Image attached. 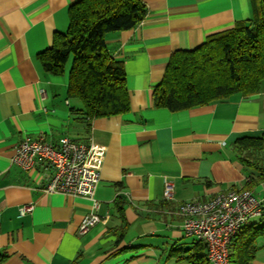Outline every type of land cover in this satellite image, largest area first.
Masks as SVG:
<instances>
[{
  "label": "crops",
  "instance_id": "1",
  "mask_svg": "<svg viewBox=\"0 0 264 264\" xmlns=\"http://www.w3.org/2000/svg\"><path fill=\"white\" fill-rule=\"evenodd\" d=\"M78 0H0V253L2 264H190L206 246L185 236L180 206L245 188L249 172L233 143L264 133V83L259 94L173 113L156 108L153 92L177 51L251 18L250 0H143L148 15L134 30L107 36L124 63L128 113L84 120L68 97V75L47 73L39 55L69 25ZM43 92V94H41ZM68 136L106 147L95 198L105 219L80 234L92 201L38 190L13 163L26 137ZM174 187L164 198L165 182ZM264 197V182L253 187ZM34 204L21 216V207ZM260 221L255 218L251 224ZM255 259L264 264V237Z\"/></svg>",
  "mask_w": 264,
  "mask_h": 264
},
{
  "label": "trees",
  "instance_id": "2",
  "mask_svg": "<svg viewBox=\"0 0 264 264\" xmlns=\"http://www.w3.org/2000/svg\"><path fill=\"white\" fill-rule=\"evenodd\" d=\"M251 18L209 36L198 48L177 51L153 92L156 108L173 113L227 102L234 95L259 94L264 83V0H250ZM148 15L143 0H78L69 8V25L55 34L52 46L39 55L44 70L64 76L70 62L68 97L77 100L84 120L109 118L131 109L124 63L109 52L107 36L134 30ZM234 158L249 172L245 188L264 182V133L237 139ZM264 237V215L245 225L230 245L231 264H250L257 240ZM200 242V241H199ZM202 243V242H201ZM7 255L0 253V264ZM190 264H209L207 254Z\"/></svg>",
  "mask_w": 264,
  "mask_h": 264
},
{
  "label": "built area",
  "instance_id": "3",
  "mask_svg": "<svg viewBox=\"0 0 264 264\" xmlns=\"http://www.w3.org/2000/svg\"><path fill=\"white\" fill-rule=\"evenodd\" d=\"M105 156L106 147L93 141L76 142L64 136L53 143L39 135L26 136L18 144L13 163L30 174L43 193L91 200L92 210L80 226V234H85L105 220L99 215L100 202L95 198ZM173 197V184L166 181L164 198L171 201ZM34 209V204L25 205L20 214L25 216ZM179 215L185 236L206 246L209 264H231V242L245 225L264 215V197H257L253 190H232L208 201L186 202L180 206Z\"/></svg>",
  "mask_w": 264,
  "mask_h": 264
},
{
  "label": "rangeland",
  "instance_id": "4",
  "mask_svg": "<svg viewBox=\"0 0 264 264\" xmlns=\"http://www.w3.org/2000/svg\"><path fill=\"white\" fill-rule=\"evenodd\" d=\"M71 64H72V62L69 63V65H68V67L66 69V73H67L68 77H69V73H70Z\"/></svg>",
  "mask_w": 264,
  "mask_h": 264
}]
</instances>
